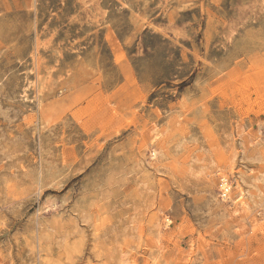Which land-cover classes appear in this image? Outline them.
Wrapping results in <instances>:
<instances>
[{
    "label": "rangeland",
    "instance_id": "obj_1",
    "mask_svg": "<svg viewBox=\"0 0 264 264\" xmlns=\"http://www.w3.org/2000/svg\"><path fill=\"white\" fill-rule=\"evenodd\" d=\"M124 249L264 264V0H0V264Z\"/></svg>",
    "mask_w": 264,
    "mask_h": 264
},
{
    "label": "bare ground",
    "instance_id": "obj_2",
    "mask_svg": "<svg viewBox=\"0 0 264 264\" xmlns=\"http://www.w3.org/2000/svg\"><path fill=\"white\" fill-rule=\"evenodd\" d=\"M33 60V74H32V79L29 80V82H27V86L30 87V90L33 93V99H35V105L40 108L41 104H42V97H43V93L45 90L50 91L52 88V84L49 82V75H48V71L42 72V70H40V61L37 58V56L35 55L34 58H32ZM52 67V66H51ZM43 68V67H42ZM63 90V87H62ZM59 91V90H57ZM60 93V92H59ZM56 94V93H55ZM57 95V94H56ZM36 109V108H35ZM33 120V119H32ZM38 120V119H37ZM36 120V121H37ZM38 123V122H37ZM40 123V124H39ZM38 125H42L44 124L43 121H39ZM43 126V125H42ZM158 135V133H154L150 139L148 140L149 143L153 142V139ZM155 154V151L152 152V156ZM41 182V181H40ZM42 183V182H41ZM40 186V185H39ZM220 186L222 187V190L224 191V195H226L229 190H230V185L228 184L227 180L225 179V177L222 178L221 182H220ZM40 188V187H39ZM40 191V190H39ZM222 195V194H221ZM223 195V196H224ZM226 197V196H225ZM251 223V222H250ZM165 224H169V219H165ZM142 256H141V262L142 264H155L154 263V259L152 257H149L147 254V250L142 252ZM150 254V253H149ZM118 264H138V257H136L131 251L130 249H124L121 252L119 261L117 262Z\"/></svg>",
    "mask_w": 264,
    "mask_h": 264
}]
</instances>
